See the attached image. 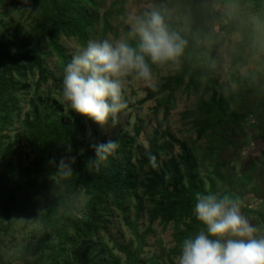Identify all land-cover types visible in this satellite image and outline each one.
<instances>
[{"label":"trees","instance_id":"16d2710c","mask_svg":"<svg viewBox=\"0 0 264 264\" xmlns=\"http://www.w3.org/2000/svg\"><path fill=\"white\" fill-rule=\"evenodd\" d=\"M9 1L26 25L0 17V153L15 156L26 149L31 159L27 164L19 162L20 173L33 180L41 173L51 174L63 188L59 199L45 211L41 233L22 249L21 259L31 256L33 264H159L158 257L146 260L141 255L149 230L141 234L137 224L147 202L150 223L173 225L174 245L163 254L161 264H178L182 241L205 230L193 213L196 194L212 193L240 201V189L247 187L251 178H238L239 163L235 158L226 160V154L264 138V63L248 76H234L237 89L226 94L216 86V78L201 67L204 62L218 60L215 44L210 42L220 35L216 25L225 33L241 29L242 37L232 55V63L239 65L247 61L244 55L252 41L250 30L224 16L214 0H188L172 13H162L169 30L177 32L186 45L175 61H149L153 77L157 76L156 88L145 86L140 103L154 100L155 108L167 113L176 106L180 90L193 93L194 100L182 117L191 125L196 139L178 138L168 128H156L147 152L133 160L142 123L135 125V135L124 132L109 139L111 120L100 126L71 110L62 97L63 70L72 58L63 37L86 45L99 33V25L106 35L112 29V17L123 11L128 0H113L103 11L98 0ZM263 8L264 0H253L254 12L261 14ZM127 35L126 41L135 47L139 37L129 30ZM52 55L57 57L62 74L50 68L48 58ZM167 66L173 69L161 74ZM126 97L127 88L124 99L131 107ZM22 99L27 103L24 111ZM16 120L19 128L11 138L4 131ZM161 138L165 141L160 142ZM202 138L207 141L204 152L195 142ZM108 141H118V147L97 168L93 145ZM175 145L179 152L160 165L161 156L168 155ZM199 156L209 161L206 168ZM62 157L70 163L71 175H64L58 168ZM261 159L264 161V147L259 156L249 155L248 169ZM0 186H4L2 182ZM81 189L88 195L87 202L79 208L70 206L69 198ZM10 194L13 198V190ZM133 206L136 217L131 220ZM112 209L123 214L137 243L114 242L110 246L104 240L102 230L107 229Z\"/></svg>","mask_w":264,"mask_h":264},{"label":"rangeland","instance_id":"374dc122","mask_svg":"<svg viewBox=\"0 0 264 264\" xmlns=\"http://www.w3.org/2000/svg\"><path fill=\"white\" fill-rule=\"evenodd\" d=\"M113 0H98L101 10L108 8ZM188 0H128L125 8L119 14L111 19L112 29L106 35L101 33L102 26L99 25L98 32L89 40L110 39L113 41L126 40L128 38V30L131 31V21L138 16H142L146 11L157 10L162 13L170 14ZM215 7L225 16L235 20L239 27H244L252 37L250 45L245 51L246 62L242 65L232 63V55L236 50L237 42L241 39V29L231 33H225L219 29V25L215 26V30L220 33L217 39L211 40V44H215V54L218 60L212 64L204 62L201 67L208 71L210 77L217 80L216 86L222 87L226 94L230 90L237 89V83L234 76L249 74L261 69L264 63V8L261 14L254 12L253 0H214ZM0 17L4 21L13 19L19 21L21 25H26L20 17V12L9 0H0ZM227 19H223L226 22ZM3 27L0 26V33ZM88 40V41H89ZM63 42L67 48V52L72 56L85 47L75 38L63 37ZM48 64L56 73L62 74L58 59L55 55L48 58ZM173 66H167L161 74H168ZM214 71V73H213ZM157 76H154V81ZM145 85L138 79L128 80L126 78L127 101L131 107H127L122 113L118 114L117 122L113 127L108 129L109 139L124 132L135 135V125L142 123V129L136 136L132 159L136 160L140 154L147 152L151 140L158 128L162 131L168 128L172 134L178 138L190 136L196 139V134L192 130L191 125L183 119V111L188 109L194 100V94L180 90L177 93L176 106L165 113L162 109L155 108L156 102L148 100L140 103L144 97ZM126 101V100H125ZM23 111L27 108L25 99H22ZM252 117V115H250ZM141 118V120L139 119ZM19 128V120H16L10 129L6 132L11 138ZM165 139L161 138L160 142ZM199 151L204 152L206 139L195 140ZM264 147V138L253 141L249 147L239 150H233L227 153L226 160L235 158L239 163L237 165L238 178L244 179L245 176L251 178L247 187H242L240 204L241 212L248 219L249 223L257 228V235H264V161L252 163V168L248 169L249 155L254 156L261 153ZM1 150V149H0ZM179 152L178 146H174L168 155H162L160 165L167 161L171 155ZM201 152V153H202ZM201 160V156L198 157ZM31 157L27 156L26 149L22 153L15 156H4L0 153V182L4 185L0 186V264H33V258L28 257L21 259L22 249L28 243L35 241L42 231V218L47 208L56 202L63 193V188L58 179L47 173H41L36 180L32 176L20 173L19 164H27ZM202 161V160H201ZM20 162V163H19ZM204 162V168L207 167L209 161ZM159 165V166H160ZM201 166V173L204 170ZM20 174V175H19ZM20 176V177H19ZM230 178V177H229ZM227 188L229 185L225 184ZM231 189H233L230 186ZM229 188V189H230ZM10 190H13L10 194ZM88 195L84 190H79L76 194L69 198V205L72 207H83L87 202ZM9 201V203H7ZM148 203L143 204V212L138 220L139 233L149 230L146 235V245L142 252V257L146 260L159 258V264L164 262L163 254L174 245L172 238L173 225L164 226L159 221L150 223L147 217L146 208ZM110 221L107 223V229L102 230L104 240L110 246L114 242L118 244H126L130 241L136 242V237L126 224L123 214L116 209H112L108 214ZM136 217V208L132 207L129 218L131 220ZM117 254L123 257V253L117 248L114 249ZM178 263V260H177Z\"/></svg>","mask_w":264,"mask_h":264},{"label":"clouds","instance_id":"9594fccd","mask_svg":"<svg viewBox=\"0 0 264 264\" xmlns=\"http://www.w3.org/2000/svg\"><path fill=\"white\" fill-rule=\"evenodd\" d=\"M131 31L139 37L135 47L126 40H89L63 70V100L71 110L100 126L109 120L114 126L118 114L127 108V77L155 90L149 61H175L186 45L177 32L169 30L157 10L135 17ZM117 147L118 141L93 145L97 168ZM58 168L64 175H71V165L65 158H60ZM193 213L205 230L182 241L178 264H264V235H257V228L242 214L238 199L197 193Z\"/></svg>","mask_w":264,"mask_h":264}]
</instances>
